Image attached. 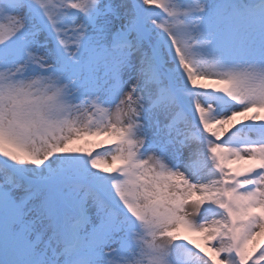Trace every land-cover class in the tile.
I'll use <instances>...</instances> for the list:
<instances>
[{"label": "snow or ice", "instance_id": "obj_1", "mask_svg": "<svg viewBox=\"0 0 264 264\" xmlns=\"http://www.w3.org/2000/svg\"><path fill=\"white\" fill-rule=\"evenodd\" d=\"M0 264H264V0H0Z\"/></svg>", "mask_w": 264, "mask_h": 264}, {"label": "rangeland", "instance_id": "obj_2", "mask_svg": "<svg viewBox=\"0 0 264 264\" xmlns=\"http://www.w3.org/2000/svg\"><path fill=\"white\" fill-rule=\"evenodd\" d=\"M101 139H103V137H101ZM191 209H189L190 211ZM195 236V234H193ZM198 242L202 243L203 244V241L202 240H199Z\"/></svg>", "mask_w": 264, "mask_h": 264}]
</instances>
